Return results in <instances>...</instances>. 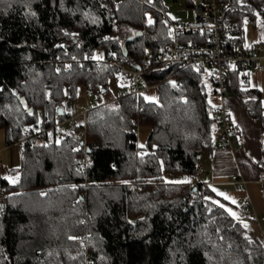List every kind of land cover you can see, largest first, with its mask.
I'll return each instance as SVG.
<instances>
[{"label": "trees", "instance_id": "16d2710c", "mask_svg": "<svg viewBox=\"0 0 264 264\" xmlns=\"http://www.w3.org/2000/svg\"><path fill=\"white\" fill-rule=\"evenodd\" d=\"M218 5L228 46L245 45L246 22L264 23V0ZM166 12L163 0H0V131L6 147L19 145L18 166L0 178V264H264L262 241L211 191L166 181L194 180L214 150L208 68L178 71L175 90L162 84L167 73L145 72L154 100L116 91L74 129L65 123L80 89L101 97L116 84L109 62L167 42ZM245 78L229 71L228 94L264 123Z\"/></svg>", "mask_w": 264, "mask_h": 264}, {"label": "built area", "instance_id": "2783aa9c", "mask_svg": "<svg viewBox=\"0 0 264 264\" xmlns=\"http://www.w3.org/2000/svg\"><path fill=\"white\" fill-rule=\"evenodd\" d=\"M174 1L177 3L179 0ZM183 1L184 5L180 6L177 12L172 14L166 12L162 15L167 36L165 44L153 52L144 48V54L137 62L131 61L124 65L108 63L117 70L119 75V83L116 84L118 97H139L148 90L155 89L157 85L147 84L142 76L148 71L159 70L167 73L162 84L175 90L183 84V80L177 75L178 71L208 68L212 72V85L216 89V95L222 97L228 94L229 71L246 73L248 69H253L260 73L264 72V52L261 53L252 46L227 45L231 39L227 36L233 34V28L228 25L226 34L220 31L218 20L222 11L218 0ZM247 80L248 78H245V82ZM98 99L104 100L103 96L98 95L94 102L98 103ZM98 106L99 104L96 107ZM85 114L86 112L82 114V117ZM76 117L67 116L65 123H68L70 129L76 127L74 121ZM211 118L217 129V146L234 148L231 139L230 114L225 108L217 107L212 109ZM63 136V133L57 135L59 140L63 139ZM248 206L249 203L244 204V207Z\"/></svg>", "mask_w": 264, "mask_h": 264}, {"label": "crops", "instance_id": "0c3cea01", "mask_svg": "<svg viewBox=\"0 0 264 264\" xmlns=\"http://www.w3.org/2000/svg\"><path fill=\"white\" fill-rule=\"evenodd\" d=\"M257 40L250 46L262 53L264 38ZM246 76L254 80V86L252 80L250 84L260 92L262 105L263 94L256 86L264 83V72L248 69ZM213 97L217 99V105L230 114L234 148L217 146L215 133L214 150L200 157L195 179L187 182L211 191L212 197L209 199L225 209L248 232L257 235L264 244V123L255 121L231 94L222 97L214 93L210 99ZM262 118L264 121L263 111ZM18 154V144L9 147L4 145L2 131L0 178L18 166ZM245 203H249V206L244 207Z\"/></svg>", "mask_w": 264, "mask_h": 264}, {"label": "rangeland", "instance_id": "374dc122", "mask_svg": "<svg viewBox=\"0 0 264 264\" xmlns=\"http://www.w3.org/2000/svg\"><path fill=\"white\" fill-rule=\"evenodd\" d=\"M164 1V5L166 7V11L168 14H172L175 13L179 10L180 6L184 5V1L183 0H179L177 3H175L174 0H163ZM152 17L148 14L146 15V23L150 24L152 23ZM244 44L246 46H250L252 44H254L257 40V38H264V23L258 24L255 28L253 26H251V24L249 22H246L244 24ZM115 79H116V84L119 83V79H118V74L115 73L114 74ZM254 80L252 79V85L254 86ZM116 84L113 86L112 85V89H110L109 91L106 90L107 92H105L103 94V99L102 101H99L98 99V103L94 102L97 99V95H86L84 93V91L82 89H80L78 91V95H77V99L75 100H67L64 103V111L67 115H71V116H77V119L82 117V114L84 112H87L93 108H95L97 106V104H99V106L101 104H104L105 102H107L108 99H113L114 97H116ZM208 86V84H207ZM209 87V86H208ZM258 87L263 94V100H262V111L264 112V83L259 84ZM211 87H209L210 89ZM144 98L147 101H152L155 99V94L153 91H150L148 93H145ZM217 99L215 97H213L212 99H210L209 103L211 108H217L219 107L217 105ZM64 130L67 129L66 125L63 126ZM148 133H149V129L148 128H139L138 132H137V145L139 147H143L145 145V141L148 137ZM0 135H2V131H0ZM10 175V174H9ZM8 175V176H9ZM166 181L169 183H174V184H179V183H183L186 181H189V178H186L184 176H173V177H166Z\"/></svg>", "mask_w": 264, "mask_h": 264}, {"label": "water", "instance_id": "95a60500", "mask_svg": "<svg viewBox=\"0 0 264 264\" xmlns=\"http://www.w3.org/2000/svg\"><path fill=\"white\" fill-rule=\"evenodd\" d=\"M62 109H59V111H58V115H61L62 114Z\"/></svg>", "mask_w": 264, "mask_h": 264}, {"label": "snow or ice", "instance_id": "6c2138e0", "mask_svg": "<svg viewBox=\"0 0 264 264\" xmlns=\"http://www.w3.org/2000/svg\"><path fill=\"white\" fill-rule=\"evenodd\" d=\"M221 195H223V194H221ZM226 199H227V197H225ZM232 215H235L234 213H232Z\"/></svg>", "mask_w": 264, "mask_h": 264}]
</instances>
